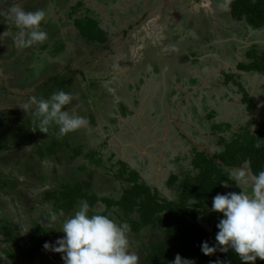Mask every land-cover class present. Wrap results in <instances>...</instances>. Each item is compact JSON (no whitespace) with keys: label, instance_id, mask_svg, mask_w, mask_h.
Wrapping results in <instances>:
<instances>
[{"label":"trees","instance_id":"16d2710c","mask_svg":"<svg viewBox=\"0 0 264 264\" xmlns=\"http://www.w3.org/2000/svg\"><path fill=\"white\" fill-rule=\"evenodd\" d=\"M52 1L63 5L62 0H50L49 3L47 0L42 3L43 8L33 7L34 11L48 9L45 11L48 13L46 19L41 25L48 33L47 41L24 48L30 51L25 57L16 55L15 51L1 57L5 60L14 56L16 61L12 67L15 66L19 72L13 76L11 87H6L5 84L0 86V94L14 96L19 94L17 91L26 92L33 83H36L35 88L25 93L28 99L32 97L31 95L49 98L52 93L63 90L77 97L67 107L76 114L86 117L89 123L86 128L68 134L70 147L65 149L58 146L56 150L51 149V152H47L44 146L50 145L52 138H47V134L38 130L30 114L27 115L24 110L17 108L7 111L0 109V192H3L6 198L11 200L15 198L14 200L19 201L30 189L39 188L31 197L36 202L31 208L34 211L41 204L44 205L34 214L32 212L29 215H20L21 213L18 215L9 213L11 214L9 215L5 212L6 206L9 209L8 206L10 207L12 202L3 201L4 211L0 210V264H46L48 261V264H64L62 259L64 254L45 251L44 245L46 243L55 245L56 241L63 237L64 234L60 231L62 222L78 210L81 200H87L95 213L108 215L130 225L131 245L134 244L136 249L138 242L144 244L135 251L140 256V264H172L177 254L192 261L193 264H216L217 261L220 264H243L231 249L226 253L217 250L212 255H205L201 250L205 241L210 246L216 245L215 236L219 231L217 224L222 219V214L211 211L212 199L217 194H227L224 182L232 183L236 170L224 168L221 163L214 161L206 150L194 146L190 149L195 154L193 163L191 161L194 173L188 172L181 176L172 172L165 181L166 186H172L176 192L178 188L180 199L162 196L161 191L153 185L151 187L155 189V193L148 192L149 185L144 182L146 178L140 170L150 162L149 159L142 161V168L138 170L125 159L118 158L117 154L108 148V140L112 137L109 126L104 125L105 133L96 129L97 113L94 111L87 90L83 87V83H87L90 79L83 70L77 69L70 59L77 57L80 50L75 39L79 37L78 35L81 37L78 39L87 47L99 46L98 48L102 47L104 51H110L113 45L110 30L112 26L102 24L104 19H99L101 11L99 10L96 15L97 10L86 8L85 0H64L70 8L66 16H60L55 20L54 16L49 14ZM101 1H107L106 4L109 6H118L121 0ZM139 6L138 0L130 7L137 14L139 9L141 11ZM231 12L236 20H245L252 29L264 28V0H234L231 4ZM48 15H51L50 18ZM122 15L123 13L119 12L120 20ZM65 17L72 20L79 31L76 37L63 32L61 24L64 23ZM5 20L7 16L0 9V34L5 38L3 41L0 38V50L4 43L14 44L15 32L9 29ZM110 20L116 22L118 19L110 18ZM137 21L139 22V19ZM205 31L209 32L208 36ZM205 31L201 32V37L211 38V30ZM69 40L74 41L72 46H69ZM246 53L248 61H242L239 69L264 75V52L259 53V45H250ZM128 55L129 53H124L121 58L114 61L117 69L122 63L125 64ZM147 55L140 53L137 58L140 60V57L145 56L142 64L138 65V74L131 78L134 82L130 79L127 81L124 75L119 74L113 84L117 83L119 88L124 87V89L107 92L113 94L114 100L117 101L114 105L112 100L110 111L113 114L107 115L111 125H118L121 123L120 119L134 115L135 110L139 108L140 91L145 82L144 64L149 62L150 65L153 64L155 70L159 68L158 61L147 60ZM198 57L196 55L194 65H199ZM114 58L116 59L110 57L108 60ZM188 60L189 56L185 54L183 62L186 63ZM52 63H58L60 68L49 74L46 79L39 81L40 76L49 71L48 68L53 65ZM86 64L92 65L93 62L88 61ZM8 66V64L3 65L4 70ZM242 77V74L238 75L230 70L220 79L229 87L235 86L236 92L242 95V100L247 105L245 112L252 117L245 125H239L238 129L232 130V123L218 121L219 111L211 107L205 116L203 127L217 139L214 144H217L215 146L218 149H214V157L221 158L224 164L231 167L249 164L252 174L255 175L264 170V122L255 115L260 102L259 96H254L246 90L239 80ZM201 82L199 77H194V85H200ZM90 84L95 86V82ZM122 93L126 99L120 98ZM175 93L177 91L173 92ZM113 127L117 129L116 126ZM228 130H231V134L227 132ZM59 141L60 138L57 139V142ZM189 144L191 145L190 142ZM257 144L260 145L259 148L256 147ZM135 156L139 157L140 154ZM174 162L179 165V169H182L179 158ZM98 171H103L106 175L110 174L116 183H111L109 188L96 189V183L101 181ZM114 184H117L116 189L112 188ZM140 185L143 188H140ZM144 188L151 195L146 194ZM248 193H251V188ZM121 204L127 209L124 214L139 215H127L126 219L119 218L117 214H120V211L115 208L121 209ZM61 210L65 214L64 217H58L55 222L49 223L51 215ZM16 216L20 225L24 219H26L24 223L30 225L28 236L9 224ZM150 228L160 229L161 235L148 242L144 240V234ZM130 250L133 251L132 248ZM256 264H264V261L258 258Z\"/></svg>","mask_w":264,"mask_h":264},{"label":"rangeland","instance_id":"374dc122","mask_svg":"<svg viewBox=\"0 0 264 264\" xmlns=\"http://www.w3.org/2000/svg\"><path fill=\"white\" fill-rule=\"evenodd\" d=\"M47 0H0V9L3 10L5 15L7 16V20H5V23L9 26V29L11 28L15 33L18 32V29L14 26L13 27V20L11 16L9 15V9L13 5H19L21 8H23L25 11H32L34 12L35 8H43V4ZM50 0H48L49 3ZM63 1V5H60L57 2L52 1V5L49 6V14L54 16V19L57 20L60 16H66L67 11L69 10V5H67V1ZM77 1V0H76ZM152 1V0H151ZM171 0H169L170 2ZM86 2V8L91 7L92 9L97 10L95 14L97 15L98 11H101V17H99L102 21V24L110 25V30L115 31L114 35L117 37V43H113L112 48L110 51L105 50L104 48L99 46L94 47L93 45H87L83 44L82 41L79 39L81 38L80 35H78L79 31L75 28L72 20H69L67 17L64 18L63 24H61V28L63 29L64 33H69L70 35L76 37L77 35L79 37L75 38L76 42L79 44V52L77 53V57L70 58L71 63H73L77 69L83 70L86 74V76L90 79L87 83H83V87L87 90V94L92 102V105L94 107V111L97 113L98 117V124H96V129L100 130V132L105 133V126H109V131L112 134V137L108 140V148L110 150L114 151L117 154V157L123 158L126 161H130L136 165V168L140 170L142 166L137 163L139 159L145 160L146 158L149 159V163L146 164L145 168H142L140 171L145 176V183H147L149 186H147V191L151 193H155V189L153 190V186H157L161 188L160 193L162 196H166L168 198L175 197L176 199L180 197V192L177 189V192L175 191V188H172V186H166V179L172 172L178 173L181 176H184L186 173H194L193 172V156L195 155L190 149L191 145L187 142L186 139H184L182 136H178V132L176 129V126L172 123L168 127L170 132L168 133L169 139L165 143V157L164 161L162 160V143L161 141L157 143L158 147L153 146L155 141H152L148 138L147 132L151 133V136H155L156 138H161L163 136V131L166 123V120H160V117H162V114L157 111V105L161 106L165 103V99L168 96V92H166V86H161L162 78L160 79H154L155 77H152L151 75L145 79V82L141 88L140 94L143 97V102L145 104L144 108H140L136 114L132 116H128L126 118L120 119V122L118 125H111L110 121L107 119V115H112L113 113L110 111L112 106V100L114 105L116 104V100H114L113 94H108L107 92H110L109 89H124L119 88L117 83L114 85L113 82L115 81V77L119 74L125 73L129 79L133 78L135 75L139 72L138 65L142 64V62L145 59V56L148 53L149 49H153L156 52H160L163 54V47L161 43H159L160 38H162L163 34H160L159 32L162 30V25L157 24V21L153 18L156 17L157 12L154 8L153 11L150 13V15L142 16L139 18L138 23L130 22L129 16L131 14V7L134 2L130 3L129 7L126 6L122 13L121 20L119 19V9H116L118 6L116 5H107V1H101V0H85ZM192 4H190L189 8L184 10L181 9L179 16H182V19H185L186 16L192 15V20L194 23L191 25L193 26H199L201 28V32L205 31L206 29L210 30V27L213 29L212 36H211V42L213 43L212 47L213 49H216L217 52L214 53L215 56H218V58H215L216 60L212 61L215 66L221 68L224 67L222 70H226L228 67H225L224 65L220 64L221 60L220 58L225 56V50L230 51L226 52V54L229 56L231 54V50L233 49V45L235 43L238 44V40L242 38V35L244 36V33L247 35L250 33V37L253 36V38L256 42L259 41V51L262 53L264 51V28L259 30H254L251 27H246V31H239L238 28L234 29L232 28V34L231 38L228 39L229 30L232 26L236 27L237 25H241L240 22L233 23L235 18H233V21H226V15H231L232 12L227 10L224 16H222L220 13L218 7V0H190ZM114 7L115 9L112 11L111 7ZM48 9L46 8L45 11ZM183 10V11H182ZM46 14H48L46 12ZM50 15V16H51ZM112 15H115V17H112ZM117 15V16H116ZM48 15V18H50ZM185 16V17H184ZM205 16V17H204ZM221 16V17H220ZM204 17V18H202ZM206 17H210L209 19ZM110 18H116L118 19L116 22L110 20ZM202 18V19H201ZM215 18V20H213ZM232 19V17H229ZM221 21H218V20ZM222 19L224 21H222ZM153 21V22H152ZM167 21H163V26H168ZM233 25L231 26V24ZM132 23V26L131 24ZM226 23V24H225ZM222 25H225V27L222 28ZM229 26V27H228ZM231 26V27H230ZM149 27V28H148ZM124 31H127L124 33ZM159 31V32H157ZM212 31V30H211ZM207 31H205L206 36H208ZM202 36V34L200 33ZM65 39H67V36L65 35ZM0 38L3 41L4 35L0 34ZM79 38V39H78ZM199 39V38H198ZM252 41V40H250ZM73 40H69L68 44L69 46H72ZM189 42V41H187ZM126 43V44H125ZM219 44V46H218ZM254 44L253 42H248V46ZM160 45V46H159ZM190 46H193L190 43H187V48ZM233 46V47H232ZM247 46V48H248ZM165 47H168V45L165 43ZM228 48V49H226ZM12 51L16 52V55H22L23 57L27 56L30 51L25 49H20L15 46V43H7V45L4 43L2 49L0 50V86L6 85V87H11V81L13 79V76H15L17 71L14 67H12V64L15 63L16 58L14 56H11L9 59H3L2 56H6L7 54H11ZM81 51V52H80ZM220 52V53H219ZM85 53V54H84ZM124 53H129L127 59L122 63V66L117 69L114 65V61L117 60V58H121ZM140 53L145 54L143 58L142 55L140 57L141 62H138L137 58L139 57ZM237 53V52H236ZM108 54V55H106ZM220 54V55H219ZM110 57H116L114 60H108ZM220 57V58H219ZM24 60V58H22ZM102 60V61H101ZM104 60V61H103ZM219 60V61H218ZM226 60V58H224ZM231 59L227 60V63L230 65H236L234 63L230 62ZM88 61L93 62L92 65H87L86 63ZM65 62V61H64ZM224 62V61H223ZM8 64V68L4 70L3 65ZM53 64V63H52ZM63 65V64H62ZM144 71L146 73H150V66L148 63L144 64ZM215 69H218V68ZM60 68V65L58 63H54L51 65L48 69L49 71L47 73H44L42 76H40V80L46 79L49 74L56 72ZM16 70V71H15ZM56 70V71H55ZM215 71V70H214ZM213 72V71H212ZM216 74L213 73L212 76ZM206 80H214V82H218L217 85H213L211 89L213 91H197V92H190L188 96L192 95L195 100L197 101V107L196 106H190L189 100L187 99L186 105L182 103L183 96L181 98H177L178 96H173L175 98V102H173V106L169 105L167 106V109L162 110V113H167L169 115L168 117H171L173 119L178 120L180 123L181 128L184 129V127L188 128L191 126H194L197 132L204 131V128L200 127L198 123L204 125L206 121V117L199 119V115H196V118L193 119V116L191 117L192 111H196V108L202 109L201 106H203L205 103L204 100L200 99V95L207 94L209 97V101L207 102L206 109L204 111H210L211 107L216 108L219 111L218 115V121H224V122H231L232 123V130L238 129L239 125H245L246 122H248L247 117L248 115L245 113V111L242 110L243 100L242 95L237 93L235 91V87H229L227 84L221 81L220 78L217 77H211L210 74L206 76ZM251 83L253 86L258 85V82L264 81V76L258 77L261 79H257V77L250 76ZM90 82H95V86H91ZM222 82V84H220ZM238 84V83H237ZM36 86V83H33L32 86L28 87L26 92H30L32 89H34ZM11 90V89H10ZM26 92H18L19 94H16L14 96L8 95H1L0 94V109H18L23 110L20 106L27 102L29 99L26 98L27 95H25ZM113 92V91H112ZM10 93V92H8ZM254 94H256L259 97V101L261 102L258 105L257 111L261 114L259 117L261 121L264 122V87H259L258 91H253ZM260 94V95H259ZM34 96V95H31ZM87 96V97H88ZM166 96V97H164ZM262 96V97H261ZM164 97V99H163ZM39 98V96L37 97ZM83 98V97H82ZM123 99H126L124 93H122L121 97ZM163 99V100H162ZM189 106V107H188ZM241 106V107H240ZM158 113V114H157ZM179 117V118H177ZM250 118L252 116H249ZM192 121H191V119ZM175 120V121H176ZM198 122V123H197ZM177 123V124H178ZM113 126H116L117 129H114ZM208 126V125H207ZM226 127V126H225ZM254 128V126H253ZM207 131V130H206ZM229 134H231V130L227 131ZM58 130L53 127L50 129L49 133L47 134V138H52L49 142L50 145L44 146L45 150L47 152H51L52 150H56L58 146H61L65 149L66 147H70V135H67L69 137H59L57 135ZM205 133V132H204ZM227 133V134H228ZM150 135V134H149ZM193 137V136H192ZM205 139H203V143L209 146H214L218 149L214 144L216 142V138L214 136L205 135ZM60 138V141L57 142V139ZM72 138V137H71ZM168 138V137H167ZM198 143H201L197 141ZM56 143V144H54ZM35 146V145H34ZM197 147L196 145H193V147ZM140 154L139 157H136L135 155ZM144 155L145 158H144ZM182 156H185L187 160L182 161ZM179 158L181 160L182 169H179V165L174 162L175 159ZM169 159L171 161L169 162ZM137 160V161H136ZM192 161V163H191ZM141 162V161H140ZM79 164V163H78ZM249 168V164L245 165ZM100 170V169H98ZM100 172V178L101 181L96 183V189H104L106 187H110L111 183H116V180L110 175L105 174L103 171ZM238 172H235V174ZM135 176V174H134ZM120 186V184H118ZM248 185H242L241 187L249 192V189L247 187ZM117 184H114L112 186L113 189H116ZM140 188H143V186L140 185ZM37 190L39 188H32L28 191L27 195H22V198L18 200H14L15 198H6L4 197L3 192H0V210L3 206V201H11V206L6 211L8 214L12 213L13 215H18V213H21L20 215H29L33 212H37L38 208H43L44 205H40L37 208L33 209L31 208L32 205H34L36 202L34 198H31L33 195L36 194ZM242 189L237 186L236 182L233 181L232 183H229L226 187V193L229 192H237L239 193ZM144 191L147 193L146 189L144 188ZM151 195V194H148ZM104 198V196H102ZM173 198V199H175ZM180 199V198H179ZM106 202V199H103ZM6 204V203H5ZM39 204V203H38ZM124 204V203H123ZM121 204L120 208H115L116 210L120 211L119 218L126 219L127 215H139L137 213L134 214H124L126 209V206H123ZM140 208V207H139ZM4 211V210H3ZM1 213V211H0ZM11 215V214H9ZM128 218V217H127ZM24 221L20 222L18 221V218L16 216L15 219H13L9 224L14 225L17 230L21 231V233L28 236V230L30 229V225H27ZM1 223V222H0ZM20 226V227H19ZM148 236H145V235ZM159 235H161V230L156 229H148L146 230L144 234V240L150 241V239H153L154 237L157 238ZM25 236V237H26ZM1 239V238H0ZM144 244L142 242L137 243L136 249H140L143 247ZM52 246H58V245H52ZM131 248L133 251H136L135 245H131ZM45 251H53L51 248L45 249ZM137 253V252H136ZM50 257V256H49ZM49 262V261H48ZM46 262V264H48ZM43 264V263H40Z\"/></svg>","mask_w":264,"mask_h":264},{"label":"clouds","instance_id":"9594fccd","mask_svg":"<svg viewBox=\"0 0 264 264\" xmlns=\"http://www.w3.org/2000/svg\"><path fill=\"white\" fill-rule=\"evenodd\" d=\"M9 15L18 29L14 37L17 48H30L47 41L48 33L41 27L47 15L43 9L32 12L13 5ZM74 99L77 97L72 93L58 90L49 98L32 96L20 107L34 118L40 132L48 134L55 126L57 135L63 137L86 128L89 123L86 117L67 107ZM232 180L242 191L213 197L211 211L222 214V219L217 224L216 245L210 246L205 241L201 250L205 255H212L217 250L226 253L231 249L243 264H256L258 258L264 261V170L251 176L239 171ZM242 185L250 186L251 193ZM224 186H228L227 182ZM64 215L62 210L53 213L49 223ZM60 231L64 235L56 241L58 246L46 243L44 247L64 254V264H140V256L130 250V225L95 213L87 200H81L78 210L63 220ZM172 264L193 262L177 254Z\"/></svg>","mask_w":264,"mask_h":264},{"label":"crops","instance_id":"0c3cea01","mask_svg":"<svg viewBox=\"0 0 264 264\" xmlns=\"http://www.w3.org/2000/svg\"><path fill=\"white\" fill-rule=\"evenodd\" d=\"M141 1H143V0H141ZM149 2L152 3L151 0ZM168 2H169V0L165 1L166 4H162V5L165 6V5H167ZM120 3H121V1H119L118 7L116 8L119 10L115 11L117 13L122 12L126 6L129 7V5L124 6L125 3H121L123 5H120ZM192 3L190 2V4H192ZM226 3H227L226 0H219V4L217 6H219L218 9H219L220 13L227 12V10L229 11V7H227L228 3L227 4ZM190 4H189V6H190ZM133 5H135V4H133ZM189 6H186L183 9L186 10L189 8ZM111 8H113V10L115 9L113 6ZM136 9H138V8H136ZM160 9H161V7L158 6V8L156 10L159 11ZM130 11H131V14L129 16L130 22L135 23L140 17L143 16V12L140 11V9H139V12L137 14L135 12H133L132 9H130ZM179 13L180 12H178V10H176V12H174V14H171V15L169 14L170 16L168 15L169 17L168 18L166 17L167 19L166 18L163 19V21H167L166 23H168V26H166V27L163 26L164 24H163V21L160 17H158L160 19V21H157V17L153 18L154 20L157 21V24L159 25V27H160V25H162V30L160 32L159 31H157V32H159L160 34H163L162 38H160V40H162V41L159 42V43H161V45L163 47V54H161L160 52H156L153 49H151L147 53L148 54L147 60L154 59V60L158 61L159 68H158V70H155L156 78H154V79L162 78V76H160V74L165 76V77H163L162 81L167 82L166 84L172 85L173 86V92L178 91L177 94H175V95H182L179 92L184 93L183 99H182L183 104H184V101H186L187 99L189 100V103L194 101L197 104V101L195 100V98L192 95L188 96L189 93H187L185 95V93L188 91L187 90L188 89L187 79L182 77V76H184L187 72H188V75H187L188 77H190V76H193V77L201 76V78L200 77L199 78L204 83V85H203L204 91H213L211 89V87L213 85H217L218 82H214V80H209V79L206 80V78H207L206 76H208V74H210L211 77L221 78V76H222V78H223L225 72L231 70V71H234L235 73H237L238 75L242 74L243 77L241 79H239L241 81V83L246 87V90L251 92L252 95L257 96L256 94L253 93V91H258L259 87H262V86L264 87V81L258 82V85L253 86L251 83V79L249 77L255 75L257 77V79H261L258 77H261L264 75L262 73H258V72L255 73L254 71H250V70L239 69V65L244 58H245L244 59L245 61H248L247 53H246V51H243L242 47H241L242 42L238 41V44L237 43L234 44V47L231 50V54L229 56L226 54V52H230V51L225 50L224 58H226V60H224L223 57H221V58L219 57L221 60L220 64L224 65L225 67H228L223 72L222 69L224 67L219 68V67L215 66V64H213V62H212V61L216 60L215 58H218V56L214 55V53L217 52V50L213 49V47H212L213 43L211 42L212 41L211 38H207V37L202 38L200 35L201 28L191 25V20L182 19L183 15L179 16ZM112 17H115V15H112ZM206 18H208V17H206ZM213 20H215V18ZM218 21H221V20L219 19ZM130 24L132 26V23H130ZM222 26L224 27V25H222ZM188 27H191V28H188ZM210 29H212V28L210 27ZM111 33H112L113 43H117V37H116V35H114L115 31L112 30ZM187 41H189V42H187ZM165 43L168 45V47H165ZM187 43H190L193 46H190L189 48H187ZM218 46H219V44H218ZM226 49H228V48H226ZM259 53H260V51H259ZM185 54L189 56V60L186 63L183 62V57L185 56ZM196 55L199 56L198 57L200 60L199 65L193 64V61L196 59ZM154 56L156 57V59ZM228 59H231L230 62L234 63L236 65V67L233 64L232 65L228 64L227 63ZM148 65L150 66L151 69L154 70L153 64L150 65V63L148 62ZM216 67L218 69H215ZM184 68L186 69L187 72L183 71ZM175 69H176V71H175ZM213 73H216V74H214L212 76ZM122 75H124L125 79L127 81H129V77H127V75L125 73H122ZM167 75H171V78L168 79ZM202 77H203V79H202ZM221 81H222V79H221ZM261 81H262V79H261ZM222 82H220V84H222ZM197 91H199V88H197V86H196V88L192 92L194 93ZM262 95H264V94H262ZM177 98H181V96L180 97L178 96ZM200 99L206 100L207 94L204 93V94L200 95ZM260 103L261 102H259V104ZM170 105L173 106V102H171ZM246 107H247V105L244 104V102H243L242 109H244V111H245ZM257 109H258V107H257ZM257 109L255 111V114L259 118L261 116V114L257 111ZM249 119H250V117H247V120H249ZM174 120H176V119H174ZM171 121H173V120H171ZM224 121H226V120H224ZM186 129H188V128L184 127V130L187 132ZM188 130L191 131L190 135H194L195 139L197 141L203 143L202 140L206 138L205 137L206 133H204L205 131L200 130L199 135L196 136V134H198V132L195 129V127H189ZM163 136L166 138V137H168V134L163 135ZM209 136H210V134H209ZM157 139H159V138H157ZM210 147L212 148L213 153H214L215 147L214 146H210ZM145 156L146 155H144V158H145ZM164 157L165 156L163 155L162 156L163 161H164ZM183 160L185 161V160H187V158L185 156H182V161ZM140 161L142 162L144 160L139 159V161H137V163L141 165ZM170 161H171V159H169V162ZM128 162L131 163L133 167H136V165L134 163H132L130 161H128ZM244 167H246V166L244 165ZM246 168L251 171L250 167L249 168L246 167ZM235 170H236V172L244 171L242 169H235ZM157 188L161 191V188H159V187H157Z\"/></svg>","mask_w":264,"mask_h":264},{"label":"flooded vegetation","instance_id":"af4514ba","mask_svg":"<svg viewBox=\"0 0 264 264\" xmlns=\"http://www.w3.org/2000/svg\"><path fill=\"white\" fill-rule=\"evenodd\" d=\"M138 0H121V3H125L124 4V6H126V5H129L130 3H132V2H137ZM150 0H143V1H141L140 0V8H141V11L143 12V15H145L146 13V15L145 16H147V15H150V12H152L153 11V8L156 10L157 8H158V6H160L161 7V9L158 11V10H156V11H158L157 12V15H156V17H157V21H160V19L158 18V17H160L161 19H162V21H163V19L164 18H168L171 14H174V12H176V10H178V12H180L181 11V9H183L184 7H186V6H189V4H190V0H172V1H170V2H168L167 3V5H162V4H166L165 3V1H167V0H152L151 2L152 3H150L149 2ZM219 1V0H218ZM234 0H226V2L228 3H226L227 4V7H229L230 8V12H231V4H232V2H233ZM120 3V5H123V4H121ZM217 4H219V2L217 3ZM52 5V4H51ZM50 5V6H51ZM137 8V7H136ZM180 10V11H179ZM154 13H155V11H153ZM170 14V15H169ZM169 15V16H168ZM222 16H224L225 15V13H223V14H221ZM232 17V19H230L229 17ZM221 17V16H220ZM166 18V19H167ZM202 18H204V17H202ZM201 18V19H202ZM209 18V17H208ZM233 15H232V13H231V15H229V16H227L226 15V21L227 22H229V21H233ZM186 20H191V24L192 23H194L193 22V20H192V15H188V16H186V18H185ZM222 21H224L223 19H222ZM238 23V22H240L241 23V25L239 26V25H237L236 27H234V26H232L233 25V23ZM232 24H231V22H230V24H231V28H230V30H229V34H228V39L229 38H231V34H232V28H233V30L234 29H236V28H238L237 30L239 31V29H241L240 31H243V32H245L246 31V27H249L250 28V26L245 22V20H234V22H233ZM235 23V24H236ZM226 24V23H225ZM196 27H199V26H196ZM223 27V26H222ZM224 27H225V25H224ZM229 27V26H228ZM263 29V28H262ZM210 30H212L211 31V33L213 32V29H210ZM255 30V29H254ZM258 30V29H257ZM235 31V30H234ZM249 37H250V33L249 34H245L244 33V36L242 35V38L241 39H239L238 41H241L242 42V45H241V47H242V50L243 51H246L247 50V46H248V42H253L254 44H258L259 45V41H255L254 39H251V38H253V36H251V38L249 39ZM250 40H252V41H250ZM253 45V44H252ZM234 46V45H233ZM232 46V47H233ZM250 46V45H249ZM248 46V47H249ZM260 47V46H259ZM264 52V51H263ZM156 55V54H155ZM155 57V56H154ZM153 57V58H154ZM155 59H156V57H155ZM245 59V58H244ZM242 60V61H245V60ZM152 60H154V59H152ZM151 69V68H150ZM175 71H176V69H175ZM183 71L184 72H187L186 71V69L184 68L183 69ZM146 72V71H145ZM151 73H153L152 75H151ZM152 76V77H155L156 78V76H155V69L153 70V69H151L150 70V73H145V79L146 78H148L149 76ZM188 75V72L184 75V76H182V77H184V78H186L187 79V87H188V91L185 93V95L187 94V93H190V92H192L195 88H196V86H197V88H199V91H201V92H203L204 91V88H203V85H204V83H203V81L201 82V84L200 85H194L193 84V79H194V77L193 76H190V77H188L187 76ZM168 76V79L169 78H171V75H167ZM200 78H201V76H199ZM199 78V79H200ZM202 79H203V77H202ZM132 82H134L133 80H131ZM167 82H163L162 81V83H161V86L163 85V86H166V92H168L169 94H168V96L166 97V96H164V97H166V99H165V103L164 104H162L161 106L159 105V103H158V105L156 106L157 107V111H159L161 114H162V117H160V120H166V123H165V128H164V133H163V135H166V134H168L169 132H170V130L168 129V124L170 125L171 123L173 124V125H175L176 126V129H177V132L179 133L178 134V136H182L184 139H186L187 140V142L189 143H191V147L194 145L193 144V142L190 140V139H188L189 137H191L192 139H194L196 142H197V140L195 139V136L194 135H190V130H188V129H186L187 130V132L183 129V128H181V126H180V123H178L179 121L178 120H176L177 122H175V120L173 119V118H171V117H168L169 115H167V113H162V110H164V109H167V106H169L170 104H171V102H175V98L173 97V96H183V94L184 93H182V92H179V93H182V95H175V94H177V93H175V94H173V86L172 85H170V84H166ZM189 85V86H188ZM203 90V91H202ZM178 92V91H177ZM141 95V94H140ZM164 97H163V99H164ZM162 99V100H163ZM210 99H209V97L207 96V99L206 100H204V102L205 103H203L204 105L203 106H201L202 107V109H200V108H196V111H192V113L190 114L191 115V117L193 116V119L194 118H196V115H199V119H201V118H204L206 115H207V112L208 111H204V109H206V106H207V102L209 101ZM185 103H187V101H184V105H186ZM144 106H145V104H144V102H143V97L141 96L140 97V104H139V108H137L136 110H135V113L134 114H136L137 113V111L140 109V108H144ZM190 106H196L197 107V104L194 102V101H192V102H190ZM189 107V106H188ZM207 110V109H206ZM243 111H244V109H242ZM246 113V112H245ZM158 114V113H157ZM247 114V113H246ZM256 115V114H255ZM252 116V115H251ZM249 117V116H248ZM177 118H179V117H177ZM191 119V118H190ZM218 119V118H217ZM171 120H173V121H171ZM191 121H192V119H191ZM178 123V124H177ZM198 123V122H197ZM198 125L200 126V127H202V129L204 128L203 127V125L202 124H200V123H198ZM191 127H194V126H191ZM204 131H205V133H206V135H209L210 134V136H211V133L210 132H208V131H206V129H204ZM195 132V131H194ZM150 134V135H149ZM197 135H199V133L198 134H196V136ZM147 136H148V138L150 139V140H152V141H155V143L153 144V146H156V147H158V145H157V143H159L160 141H161V143H162V155H166L165 154V151H166V149H165V143H166V141L169 139H167V137L166 138H164V137H161V138H159V139H157V138H155L154 136H151V133H149V132H147ZM193 136V137H192ZM169 137V136H168ZM160 140V141H159ZM198 143V142H197ZM199 144H201V145H206L205 143H199ZM164 149H165V151H164ZM203 150H205V149H203ZM170 176V175H169ZM168 176V177H169ZM168 177L166 178V179H168ZM248 188H250V186H247Z\"/></svg>","mask_w":264,"mask_h":264},{"label":"water","instance_id":"95a60500","mask_svg":"<svg viewBox=\"0 0 264 264\" xmlns=\"http://www.w3.org/2000/svg\"><path fill=\"white\" fill-rule=\"evenodd\" d=\"M177 122V121H175ZM170 125L168 124V127ZM165 138V137H164ZM189 139L193 142L194 145L197 146L198 149H205L209 154L210 156L214 159V161L216 162H219L223 165L224 168L226 169H229V168H232V169H242L244 170L249 176L253 175L252 172L250 170H248L246 167L244 166H240V167H237V166H234V167H231V166H228L226 164H224V162L222 161L221 158H218V157H214V153H213V150L212 148L209 146V145H201L199 143H197L194 139H192L191 137H189Z\"/></svg>","mask_w":264,"mask_h":264}]
</instances>
